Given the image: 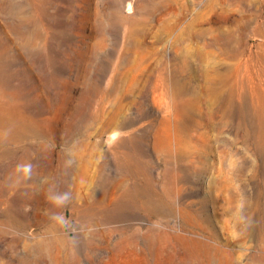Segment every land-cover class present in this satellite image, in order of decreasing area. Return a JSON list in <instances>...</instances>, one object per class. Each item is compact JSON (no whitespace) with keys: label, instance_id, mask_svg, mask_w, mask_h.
<instances>
[{"label":"rangeland","instance_id":"374dc122","mask_svg":"<svg viewBox=\"0 0 264 264\" xmlns=\"http://www.w3.org/2000/svg\"><path fill=\"white\" fill-rule=\"evenodd\" d=\"M0 264H264V0H0Z\"/></svg>","mask_w":264,"mask_h":264},{"label":"bare ground","instance_id":"6f19581e","mask_svg":"<svg viewBox=\"0 0 264 264\" xmlns=\"http://www.w3.org/2000/svg\"><path fill=\"white\" fill-rule=\"evenodd\" d=\"M235 4H236V3H235ZM106 140L109 141V140H110V136H107Z\"/></svg>","mask_w":264,"mask_h":264}]
</instances>
